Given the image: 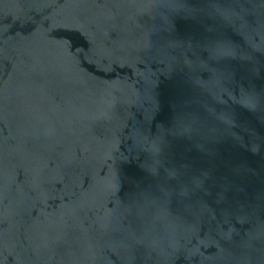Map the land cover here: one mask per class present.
Listing matches in <instances>:
<instances>
[{
	"label": "water",
	"instance_id": "95a60500",
	"mask_svg": "<svg viewBox=\"0 0 264 264\" xmlns=\"http://www.w3.org/2000/svg\"><path fill=\"white\" fill-rule=\"evenodd\" d=\"M0 264H264V0H0Z\"/></svg>",
	"mask_w": 264,
	"mask_h": 264
}]
</instances>
